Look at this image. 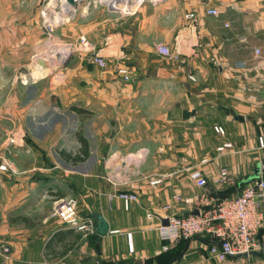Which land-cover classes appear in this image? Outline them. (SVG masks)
<instances>
[{
	"label": "crops",
	"instance_id": "crops-1",
	"mask_svg": "<svg viewBox=\"0 0 264 264\" xmlns=\"http://www.w3.org/2000/svg\"><path fill=\"white\" fill-rule=\"evenodd\" d=\"M83 3L62 34L69 42L85 35L92 49L74 54L61 79L48 78L42 89L28 90L29 100L15 96V111L25 108L32 120L19 123L22 133L15 141L13 191L21 228L11 236L0 231L13 247L8 264H264V222L260 252L222 262L210 252L215 239L200 234L170 242L150 229L159 220L147 218L149 211L158 217L194 211L204 191L191 179L195 168L212 195L227 190L215 182L222 168L232 172L235 185H251L260 177L264 0H159L126 16ZM206 6L219 14H205ZM188 13H196L198 21L187 19ZM158 43L168 45L178 60L160 55ZM94 55L105 58L107 67L95 64ZM119 64L129 67L130 81L118 72ZM165 97L174 101L167 104ZM54 115L63 121L52 120ZM79 135L88 156L74 161L85 156ZM25 143L26 152L20 150ZM228 143L231 147L220 150ZM105 153L131 156L135 165L109 164ZM121 194L137 199L126 202ZM66 196L77 199L80 215L93 217L97 228L96 214L103 215L109 233L85 237L52 217L54 201Z\"/></svg>",
	"mask_w": 264,
	"mask_h": 264
},
{
	"label": "rangeland",
	"instance_id": "rangeland-1",
	"mask_svg": "<svg viewBox=\"0 0 264 264\" xmlns=\"http://www.w3.org/2000/svg\"><path fill=\"white\" fill-rule=\"evenodd\" d=\"M146 2H154V0H144L142 3H140V0H131L128 3L116 1L117 5L115 6L117 7H114L112 10L118 12L120 16L132 15ZM56 4H59L56 0H39L38 2H35V0H0V231L6 229L9 236H11V232L15 228H21V225L16 223L19 220L17 218L20 216L16 214L15 195L13 191L15 183L14 172L16 169L15 146L17 145L14 140L22 133L19 123L29 124L32 120L30 119V115L23 113L25 112L23 110L25 108L21 107L18 110L20 111L19 113L15 111V96L18 95L20 101H27L30 99L27 93L28 90H34L36 86L42 89V82H46L48 78L55 77L57 80L59 78L61 79L69 60L74 57L73 55L69 56L64 68H61L63 61L60 62L62 64H59L57 60H54L56 62L52 63L48 69L42 68L37 63L39 58H46L52 55L53 50L63 47L69 42L65 38L66 34L64 36L62 34L65 22H60V18L55 17L57 12L61 10L60 7H54ZM83 4V6L96 5L103 9H109L111 7L109 2L103 0H85ZM50 10L53 11L50 13ZM47 16H49L48 22ZM164 100L168 104L170 103L169 101L173 102L174 98L165 97ZM178 100L181 101V104L185 101L179 93ZM4 102H6L5 105L2 104ZM152 107H155V105ZM53 119L54 121H63V117L58 115H54ZM217 126L219 125L217 124L215 127ZM200 135H204L202 131H200ZM26 145L25 143L19 149L26 152L28 150V145ZM178 149L182 153L190 152L189 147L178 146ZM199 151L201 152V146L199 147ZM105 156H107L105 162L109 164L120 161L122 165L123 163L126 165L131 164L130 166L133 165V167L135 165V162L132 161L133 157L131 156L130 158L121 154L115 156L106 154ZM115 167L112 170L116 173L117 168ZM117 167L119 166L117 165ZM1 170H6L9 177L4 178ZM5 180L7 183H5ZM1 235L0 248L3 244L9 245L10 256L7 259L2 255L0 250V264H8L12 259L13 247L10 240L7 238L4 240L3 236L5 235ZM102 264L113 263L106 261L102 262Z\"/></svg>",
	"mask_w": 264,
	"mask_h": 264
},
{
	"label": "built area",
	"instance_id": "built-area-1",
	"mask_svg": "<svg viewBox=\"0 0 264 264\" xmlns=\"http://www.w3.org/2000/svg\"><path fill=\"white\" fill-rule=\"evenodd\" d=\"M56 1L59 4L54 5V7H60L61 10L57 12L55 17H59L60 22H66L72 17V15L67 14L70 6L66 0ZM157 1L159 0H154V2ZM52 11L50 10V13ZM61 12H64L63 17L60 16ZM204 13L218 15L219 10L206 6ZM186 18L192 19L195 22L198 21L196 13H188ZM61 48L70 50L67 57L69 58V56L76 53L90 51L92 44L87 36L83 35L76 41L67 42ZM156 49L160 55L167 59L178 60L179 58L178 54L164 43H158ZM256 53L260 54L261 51L258 49ZM52 56L50 55L45 58L51 65L54 63L51 59ZM92 61L104 68L108 65L107 60L99 55H94ZM117 68L125 81L131 80V71L128 66L119 64ZM188 75L190 79L195 80L194 74L190 73ZM216 130L220 134L225 133V129L222 126H217ZM226 147H231V144H225L220 150ZM190 176L204 190L194 203V211L198 210V213L193 211L186 216L166 215L158 217L155 212L149 211L147 218L150 221L154 219L159 220L158 224L155 227H150V229L158 230L161 237L170 242L178 241L180 238H192L201 233L211 235L215 239V243L210 248L211 255L222 262L230 257L248 254L250 251H259L260 241L258 233L264 222V168H262L260 177L251 185H247L240 194L222 200L209 193L206 188L208 184L207 178L200 169L196 168L192 170ZM215 182L220 185H235L236 179L229 169L222 168ZM121 197L126 202L137 199V195L135 194H121ZM180 199V195L176 196V200ZM164 208L169 209L170 206L167 205ZM51 216L63 221L65 225L82 233L85 237L97 233L96 220L91 216L80 215L78 201L73 196L57 198ZM164 220H167L168 224H165ZM0 250L2 255L8 259L10 256V246L3 244Z\"/></svg>",
	"mask_w": 264,
	"mask_h": 264
},
{
	"label": "water",
	"instance_id": "water-1",
	"mask_svg": "<svg viewBox=\"0 0 264 264\" xmlns=\"http://www.w3.org/2000/svg\"><path fill=\"white\" fill-rule=\"evenodd\" d=\"M68 5L70 6V9L67 11V14L68 15H73L75 10L79 7V5L81 3H83L85 0H66ZM117 1H123V2H130L131 0H117ZM110 9H114V7H110ZM118 9V8H117ZM59 57V55H58ZM68 61V58L65 59V61L63 62V64L61 65V68H64L65 67V64L66 62ZM37 63L42 66V68L44 69H48L49 67H51V64L50 62L45 59V58H39ZM236 119H241V120H244V117L241 116V115H236ZM261 170V165H259L255 171V176L254 177H257ZM195 213H198V210H195L194 211ZM96 216L99 218L100 222H99V225H98V228H97V231L98 233L102 234V235H106L109 233L110 231V226H109V223L106 221V219L103 217V215L101 214H96ZM164 223L165 224H168V221L167 220H164ZM258 252L260 251H250L248 254H245V255H253V254H257Z\"/></svg>",
	"mask_w": 264,
	"mask_h": 264
},
{
	"label": "trees",
	"instance_id": "trees-1",
	"mask_svg": "<svg viewBox=\"0 0 264 264\" xmlns=\"http://www.w3.org/2000/svg\"><path fill=\"white\" fill-rule=\"evenodd\" d=\"M79 137V139L83 142V146H84V149L82 150V153L85 155L84 157H80V156H76V157H73V160L74 161H78V160H81V159H83V158H85V157H87L88 156V146H87V142L85 141V139H84V137L83 136H81V135H79L78 136ZM247 185H245V183L244 182H241V183H238L237 182V184L236 185H228V186H226L227 187V190H224L223 188H226L225 186L222 188L223 190H220V191H216L215 192V190L214 191H212V193L216 196V197H218L220 200H222V199H225V198H228V197H232L231 196V194H233V193H236V190H238L240 193L243 191V189L246 187ZM239 193V194H240ZM234 197V196H233ZM202 235H205V236H207V237H210V238H212V236L211 235H208V234H205V233H201ZM198 235H200V234H198ZM197 236V235H196ZM195 237V236H194ZM193 238V237H192ZM189 239H191V238H180V240H189ZM180 240H178V241H180Z\"/></svg>",
	"mask_w": 264,
	"mask_h": 264
},
{
	"label": "bare ground",
	"instance_id": "bare-ground-1",
	"mask_svg": "<svg viewBox=\"0 0 264 264\" xmlns=\"http://www.w3.org/2000/svg\"><path fill=\"white\" fill-rule=\"evenodd\" d=\"M102 1V0H101ZM103 1H107V2H109L110 3V5H111V7H117V6H115V5H117L116 4V1L117 0H103ZM142 2V0H140V3ZM113 5V6H112ZM124 11H125V9H124ZM60 16L61 17H63L64 16V13H60ZM52 21V20H51ZM53 22V21H52ZM54 48V47H53ZM69 53H70V50L69 49H64V48H57V49H55V50H53V56H52V60L54 61V60H57V63H59V64H62L64 61H65V59L68 57V55H69ZM58 55H59V57H58ZM63 61V62H62ZM54 62H56V61H54ZM60 62H62V63H60Z\"/></svg>",
	"mask_w": 264,
	"mask_h": 264
}]
</instances>
